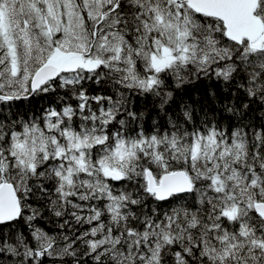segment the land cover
I'll use <instances>...</instances> for the list:
<instances>
[{"label": "snow or ice", "instance_id": "obj_1", "mask_svg": "<svg viewBox=\"0 0 264 264\" xmlns=\"http://www.w3.org/2000/svg\"><path fill=\"white\" fill-rule=\"evenodd\" d=\"M0 264H264V0H0Z\"/></svg>", "mask_w": 264, "mask_h": 264}]
</instances>
